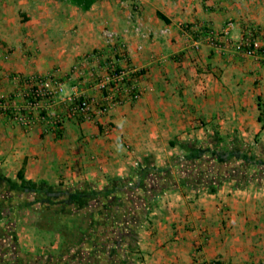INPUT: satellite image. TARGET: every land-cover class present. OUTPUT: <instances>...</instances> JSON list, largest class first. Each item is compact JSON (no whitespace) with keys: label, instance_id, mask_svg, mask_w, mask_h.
<instances>
[{"label":"crops","instance_id":"0c3cea01","mask_svg":"<svg viewBox=\"0 0 264 264\" xmlns=\"http://www.w3.org/2000/svg\"><path fill=\"white\" fill-rule=\"evenodd\" d=\"M228 22L233 39L251 28L264 46V0H97L87 11L66 0H0V98L24 104L25 86L14 76H53L63 87L56 102L43 107L46 121L35 114L23 128L0 112V183L24 188L17 194L24 199L17 211L45 192L72 199L85 190L109 193L115 179L132 187L139 169L171 170L173 160L219 152L217 137L264 147V125L261 129L257 121V98L264 103V60L219 52L203 38L207 29L220 34ZM107 35L118 39L126 54L114 64L141 71L140 97L113 105L94 120L67 119L68 97L101 99L95 81L114 59ZM56 116L63 122L54 131L48 122ZM186 141L193 143V153L181 149ZM7 226L14 229L12 221ZM14 231L19 252L15 246L3 250L4 259L28 252L30 264L39 257L37 248L48 249L49 243L37 244L28 229ZM8 241H0L1 252ZM136 244L129 259L135 264H259L263 184L233 189L228 182L212 194L164 191L140 223Z\"/></svg>","mask_w":264,"mask_h":264},{"label":"trees","instance_id":"16d2710c","mask_svg":"<svg viewBox=\"0 0 264 264\" xmlns=\"http://www.w3.org/2000/svg\"><path fill=\"white\" fill-rule=\"evenodd\" d=\"M66 1L82 11H87L97 0ZM261 102V98L258 97L257 121L262 129L264 103ZM43 116L45 117L44 114ZM258 135H256L255 143L258 142ZM231 140L224 143L222 138L217 137L215 141L219 145L214 149L217 148L219 152L205 155L199 160L189 158L181 162L173 160L171 166L177 176L170 168L149 170L144 168L135 173L137 180L132 187L127 186V181L115 179L110 185L109 193L85 190L84 194L72 199L68 195L65 198L64 196L55 198L50 193L39 192L43 193V196H39L40 200L34 199L25 207L37 210L39 222L35 227L38 232L51 233L58 237L56 251L46 255L41 264H60L61 261L64 264L70 259L71 252H74V249L77 251L79 245H83L80 255L87 264H113V255L117 257L120 264H135L129 259L137 249L138 227L140 223L148 219L154 203L164 191L182 188L199 192L205 189L207 193L212 194L228 182L233 183V189H244L254 179L257 181L256 186H259L264 180V147H256L261 154V158L256 160L255 154L251 151L252 147L232 144ZM222 142L223 145L220 144ZM198 147L202 148L200 145ZM181 149L187 153H193L194 145L189 141L182 142ZM252 159L256 161L254 164ZM251 164H253V170L250 174ZM17 177L21 179L20 174ZM4 183L6 187L3 192H0V202H2L1 208L6 207L0 209V218L10 219L18 209L9 208L8 202L15 200L17 194L25 192L22 185L13 189L7 185L8 182L4 181ZM8 222L11 223V221ZM6 225L5 230L0 228V241L9 240L8 246L2 249V252L0 250V264H4V257L7 255V252H3L11 251L12 246H15L14 253L19 252L16 250L17 244L13 239L15 231L12 226L7 228ZM104 247L105 251H103ZM17 259L15 256L13 261Z\"/></svg>","mask_w":264,"mask_h":264},{"label":"built area","instance_id":"2783aa9c","mask_svg":"<svg viewBox=\"0 0 264 264\" xmlns=\"http://www.w3.org/2000/svg\"><path fill=\"white\" fill-rule=\"evenodd\" d=\"M233 29L232 22H228L220 34H216L210 29L203 33L206 43L219 52L233 50L246 57L259 58L264 60V46H261L255 37L254 30L247 28L246 33L237 40L233 39L230 31ZM113 49V62H106L104 74L97 78L95 87L101 94V99L96 101L90 97H68L66 118L81 121L94 120L97 116L106 115L111 106L123 103L125 100L135 101L140 97L137 88V81L142 73L138 69L127 67L119 68L114 62L126 59V54L121 43L112 35H107ZM196 47L197 44H194ZM75 68H78L75 67ZM76 71V69L74 70ZM14 80L23 84L24 104L13 106L0 98V112L14 119L23 128L30 127L35 114L43 120H47L41 113L48 105H53L57 98L62 95V84L53 76L47 77H21L14 76ZM44 107V108H43ZM45 115V114H44ZM63 122V117L56 116L51 124L54 131L58 130ZM195 264H204L197 262ZM210 264H223L215 260Z\"/></svg>","mask_w":264,"mask_h":264},{"label":"rangeland","instance_id":"374dc122","mask_svg":"<svg viewBox=\"0 0 264 264\" xmlns=\"http://www.w3.org/2000/svg\"><path fill=\"white\" fill-rule=\"evenodd\" d=\"M252 147V152L255 154V158L256 160L257 159H260L261 158V154L259 153V150L255 147V145H251ZM260 148H263V147H260ZM248 150V149H247ZM253 160V159H252ZM252 162V161H251ZM256 161L253 160V164L255 163ZM250 165L249 167V172L251 174L253 168H252V165ZM256 180H252L250 185H256ZM263 184V187H264V180L261 181L260 185L261 186ZM5 188V185H1L0 183V192H3ZM5 192V191H4ZM39 199V198H37ZM40 200V199H39ZM1 201V199H0ZM24 202V199H21L20 197L16 198V200H10L8 203V207L9 208H17L19 209L20 205L22 206ZM2 202H0V209L2 210V208L6 207H2ZM37 206V205H36ZM3 220H10L12 221V223L14 224V230H17L19 229L22 230V232H24L25 229H28L33 237L35 238V240L37 241L36 243L37 244H43L42 246L45 247L46 244L49 243V246L47 247L48 249H46L44 252L40 249H36L34 254L36 256H39L37 258H34L30 264H41L42 261H44L45 259V256L48 255L49 253H52V252H55L56 250V247L58 245V237L57 236H54L53 234L51 233H40L38 232L37 228L35 227L36 223L39 222V215L37 213V210L33 209V208H26L24 210H19L17 212L14 213V216L10 219H7L6 217L5 218H0V228L1 229H4L5 228V224L9 223L7 221H3ZM7 227V225H6ZM8 228V227H7ZM23 228V229H21ZM5 230V229H4ZM57 238V244L56 245H52V240L53 239H56ZM50 247H53L54 249L51 250ZM21 252H24V251H21ZM42 252V253H41ZM24 254V256H20L16 261H9V259H5V262L4 264H29L30 262V259L28 256L30 253L28 252H24L22 253ZM33 254V253H31ZM77 254H80V252L77 253V251L74 250V252L72 251L71 252V257L69 260H67L64 264H87V261L85 260H82V257L80 256V258L78 259L77 257ZM70 255V254H69ZM16 262V263H15ZM68 262V263H67ZM264 263V258L260 259V263L259 264H263ZM60 264H63V261H61Z\"/></svg>","mask_w":264,"mask_h":264}]
</instances>
